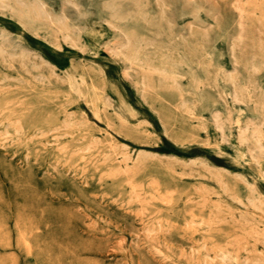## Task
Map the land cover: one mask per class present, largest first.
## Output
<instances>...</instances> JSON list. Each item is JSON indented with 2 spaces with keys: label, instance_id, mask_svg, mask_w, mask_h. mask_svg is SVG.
<instances>
[{
  "label": "rangeland",
  "instance_id": "rangeland-1",
  "mask_svg": "<svg viewBox=\"0 0 264 264\" xmlns=\"http://www.w3.org/2000/svg\"><path fill=\"white\" fill-rule=\"evenodd\" d=\"M0 53V264H264V0H0Z\"/></svg>",
  "mask_w": 264,
  "mask_h": 264
},
{
  "label": "bare ground",
  "instance_id": "bare-ground-1",
  "mask_svg": "<svg viewBox=\"0 0 264 264\" xmlns=\"http://www.w3.org/2000/svg\"><path fill=\"white\" fill-rule=\"evenodd\" d=\"M1 9H2V8H1ZM9 9H10V8H9ZM9 9H8V10H9ZM84 10H85V9H84ZM30 15H31V14H30ZM110 16H111V15H110ZM108 17H109V16H108ZM90 21H91V20H90ZM21 25H22V24H21ZM49 25H50V24H49ZM90 25H91V24H90ZM5 30H6V29H5ZM168 31H169V30H168ZM8 32H9V31H8ZM12 34H13V33H12ZM121 34H122V33H121ZM169 34H170V32H169ZM58 35H59V34H58ZM23 37H24V36H23ZM86 37H87V36H86ZM57 40H58V39H57ZM15 41H16V40H15ZM17 41H18V40H17ZM56 42H58V41H56ZM126 44H127V43H126ZM9 47H10V46H9ZM5 49H6V48H5ZM7 49H8V48H7ZM1 51H2V50H1ZM4 52H5V51H4ZM84 52H85V51H84ZM89 52H91V51H89ZM91 53H92V52H91ZM0 54H1V53H0ZM2 54H3V53H2ZM2 54H1V55H2ZM5 54H6V53H5ZM110 54H111V53H110ZM22 55H23V54H22ZM42 55H43V54H42ZM19 56L21 57V55H19ZM23 58H24V57H23ZM34 58H35V57H34ZM221 58H222V57H221ZM47 59H48V57H47ZM87 60H89V59H87ZM27 61H28V60H27ZM90 61H91V60H90ZM69 63H70V62H69ZM41 65H42V63H41ZM97 65H98V64H97ZM70 67H71V66H70ZM23 68H24V67H23ZM72 69H73V68H72ZM72 69H71V70H72ZM100 69H101V68H100ZM68 70H69V69H68ZM73 71H74V70H73ZM75 72H76V71H75ZM102 74H103V73H102ZM76 75H77V74H76ZM39 76H40V75H39ZM81 80H82V79H81ZM75 81H76V80H75ZM82 82H83V81H82ZM116 82H117V81H116ZM80 83H81V82H80ZM118 87H119V86H118ZM116 89H117V88H116ZM69 90H70V89H69ZM118 92H119V91H118ZM119 93H120V92H119ZM121 93H122V92H121ZM123 93H124V92H123ZM124 96H125V95H124ZM144 97H145V96H144ZM126 99H128V98H126ZM130 102H131V101H130ZM101 103H102V102H101ZM120 106H121V105H120ZM122 109H123V108H122ZM123 110H124V109H123ZM154 112H155V111H154ZM82 113H84V112H82ZM125 113H126V112H125ZM137 116H138V115H137ZM130 118H131V117H130ZM133 119H134V118H133ZM145 120H146V119H145ZM137 123H138V122H137ZM135 124H136V123H135ZM146 125H147V124H146ZM146 125H145V126H146ZM148 125H149V124H148ZM160 126H161V125H160ZM215 128H216V127H215ZM154 131H155V130H154ZM215 133H217V132H215ZM212 136H213V135H212ZM212 136H211V137H212ZM213 138H214V137H213ZM213 138H212V140H214ZM215 139H216V138H215ZM216 142H217V141H216ZM209 146H210V145H209ZM206 147H207V146H206ZM204 158H205V157H204ZM255 165H256V164H255ZM256 166H257V165H256ZM255 168H257V167H255ZM253 169H254V168H253ZM255 171H257V169H256ZM260 172H261V171H260ZM253 173H254V172H253ZM256 174H257V173H256ZM260 174H261V173H260ZM258 176H259V175H258ZM12 233H13V232H12ZM11 236H12V235H11Z\"/></svg>",
  "mask_w": 264,
  "mask_h": 264
}]
</instances>
